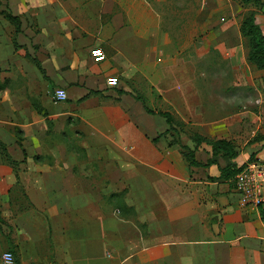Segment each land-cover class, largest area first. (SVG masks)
Masks as SVG:
<instances>
[{"label":"crops","instance_id":"0c3cea01","mask_svg":"<svg viewBox=\"0 0 264 264\" xmlns=\"http://www.w3.org/2000/svg\"><path fill=\"white\" fill-rule=\"evenodd\" d=\"M1 1L20 30L0 12V140L15 161L0 151V250L18 264H264L260 207L241 206L221 170L264 160V68L240 30L250 9L264 32V0L241 12L217 0L234 19L205 53L197 25L176 22L178 0Z\"/></svg>","mask_w":264,"mask_h":264},{"label":"trees","instance_id":"16d2710c","mask_svg":"<svg viewBox=\"0 0 264 264\" xmlns=\"http://www.w3.org/2000/svg\"><path fill=\"white\" fill-rule=\"evenodd\" d=\"M242 2H247L249 0H241ZM4 15L14 24L15 30L18 31L20 30V18L17 14H12L10 11L7 10H2ZM240 30L243 35H246L248 37L249 41V51H248V60L255 64L259 68H264V32L261 29L260 25L255 21V14L254 11H249L241 20L240 22ZM15 41V40H14ZM16 45V41H15ZM30 57L38 66L39 68L44 72L43 67H41V64L39 60L36 57ZM137 96L140 98L141 96L137 94ZM148 111H152L151 108L147 107ZM161 114H163L167 122L170 124V127L168 130H174L177 131L173 124V117L169 113V111H160ZM195 140L199 139H206L207 141L211 142L212 145V153L217 154L219 152H222L225 155H228L229 157H235L236 156V151L233 148V144L231 143L230 140L226 138H215V139H210L206 136H203L201 134L195 133L193 135ZM178 141V138L175 137L173 138V141ZM181 147H184L183 154L187 161L189 163H197L199 164L198 161L195 160L192 150L185 144H182L180 142ZM0 151L5 157L6 160L10 162H15L13 159H11L9 153L7 152L6 145L3 141L0 140ZM249 158H254L253 155L251 154ZM216 158L211 157L208 158L207 162H215ZM240 168V165H236L234 163H229L224 167H221V170L226 173V175H231L233 176L234 173ZM260 215L261 218L264 220V204H260ZM14 252V249H11ZM15 254V252H14ZM17 264H18V257L16 256Z\"/></svg>","mask_w":264,"mask_h":264},{"label":"rangeland","instance_id":"374dc122","mask_svg":"<svg viewBox=\"0 0 264 264\" xmlns=\"http://www.w3.org/2000/svg\"><path fill=\"white\" fill-rule=\"evenodd\" d=\"M213 1L215 2V4L212 3V0H192V3L194 2V10L192 9V15L188 14L187 8L190 6L189 0H178V3L176 4L177 7H175V8H178L177 12L179 13L178 14L176 12L175 14L176 22L182 28L185 25L189 26V24L197 25V38L196 39L198 41V51L200 53H205L207 37H209V35L212 34L214 31L218 34L217 38L215 37L216 39L214 40L219 39L221 32H222L220 31L221 30L220 26H221V22L224 20V17L226 20H228V18L231 17L227 9H221L217 0H213ZM235 1L238 4L235 3ZM0 3L4 4V2L1 0H0ZM225 3L236 6V9L239 11V8L237 5H240V4L244 5L243 3H246V2H242L241 0H228ZM211 6H214L216 8L212 9ZM243 11L244 9L242 10V13ZM249 11H253V10H250V9L245 10V12L243 13V17ZM0 12H2V10ZM239 12H241V10ZM236 17H237V14H236ZM231 19L233 20L234 18L231 17ZM212 42H213V39H212ZM205 62H206L205 55H201L199 57L200 66L204 67ZM255 97L256 96H254V99ZM259 97L261 98L260 103H256L253 100V105H254V108L256 109V112L258 111L257 113L261 114L260 115L261 122H260V125H258L257 127L259 129L255 130V132L258 131V135H260L259 132H263L262 130H264V85H261ZM252 129L253 127L251 128V130L248 131V133L245 134V138L251 134ZM0 219H1V216H0ZM3 250L5 249L0 250V256ZM0 264H1V259H0Z\"/></svg>","mask_w":264,"mask_h":264},{"label":"built area","instance_id":"2783aa9c","mask_svg":"<svg viewBox=\"0 0 264 264\" xmlns=\"http://www.w3.org/2000/svg\"><path fill=\"white\" fill-rule=\"evenodd\" d=\"M91 52L98 60L104 57L103 50L100 47L93 48ZM108 81L114 83L116 78L110 76ZM53 96L55 100L65 98L67 96L65 88L56 87ZM233 181L241 206L264 204V160L255 157L247 158L234 173ZM0 259L1 264H17L15 254L11 249L3 250Z\"/></svg>","mask_w":264,"mask_h":264}]
</instances>
